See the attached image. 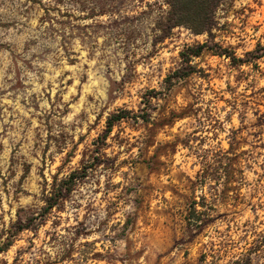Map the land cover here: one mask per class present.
I'll list each match as a JSON object with an SVG mask.
<instances>
[{
	"label": "clouds",
	"instance_id": "clouds-1",
	"mask_svg": "<svg viewBox=\"0 0 264 264\" xmlns=\"http://www.w3.org/2000/svg\"><path fill=\"white\" fill-rule=\"evenodd\" d=\"M0 264H264V0H0Z\"/></svg>",
	"mask_w": 264,
	"mask_h": 264
}]
</instances>
